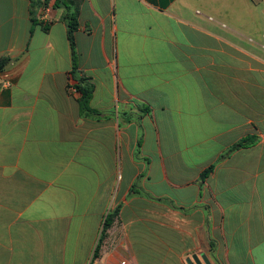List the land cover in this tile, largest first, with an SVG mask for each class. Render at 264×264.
Here are the masks:
<instances>
[{
  "label": "crops",
  "instance_id": "0c3cea01",
  "mask_svg": "<svg viewBox=\"0 0 264 264\" xmlns=\"http://www.w3.org/2000/svg\"><path fill=\"white\" fill-rule=\"evenodd\" d=\"M4 57L0 264H264V0H0Z\"/></svg>",
  "mask_w": 264,
  "mask_h": 264
},
{
  "label": "trees",
  "instance_id": "16d2710c",
  "mask_svg": "<svg viewBox=\"0 0 264 264\" xmlns=\"http://www.w3.org/2000/svg\"><path fill=\"white\" fill-rule=\"evenodd\" d=\"M49 0H31L32 2V7H37V6H47ZM69 24V40H70V44H71V48H72V53H73V70H72V77L76 78V71H77V55H76V49H75V37H74V32L76 30L77 27V22L76 20L71 17V15H65L64 17ZM10 62V59L8 57H4L0 59V73L2 71H4V69L6 68V66L8 65V63ZM76 90H78V92H80L81 97L79 99V103H80V111L81 114H85L87 112H90L91 109L89 107V103L90 100L92 98V93H93V89L92 86L90 85H76L75 86ZM254 143V139L253 138H247L239 143H237L232 150H236L239 148H245V147H249ZM213 167L209 168L206 172H204L202 174V178H205L208 173H210L212 171ZM112 216L108 215V217L105 219V223H104V227L101 231V236H100V241H103L106 238V234L108 229L112 226ZM98 251H99V247H97L94 257H97L98 255Z\"/></svg>",
  "mask_w": 264,
  "mask_h": 264
},
{
  "label": "water",
  "instance_id": "95a60500",
  "mask_svg": "<svg viewBox=\"0 0 264 264\" xmlns=\"http://www.w3.org/2000/svg\"><path fill=\"white\" fill-rule=\"evenodd\" d=\"M205 264H210L207 259L204 258ZM188 264H202L196 257L193 258V261L191 259L188 260Z\"/></svg>",
  "mask_w": 264,
  "mask_h": 264
},
{
  "label": "built area",
  "instance_id": "2783aa9c",
  "mask_svg": "<svg viewBox=\"0 0 264 264\" xmlns=\"http://www.w3.org/2000/svg\"><path fill=\"white\" fill-rule=\"evenodd\" d=\"M120 264H134L132 261H130L129 259H123Z\"/></svg>",
  "mask_w": 264,
  "mask_h": 264
}]
</instances>
